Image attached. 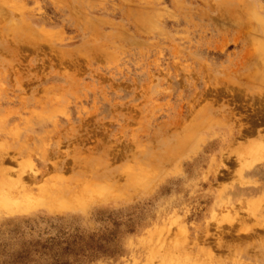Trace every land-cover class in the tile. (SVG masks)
Here are the masks:
<instances>
[{
    "label": "rangeland",
    "instance_id": "rangeland-1",
    "mask_svg": "<svg viewBox=\"0 0 264 264\" xmlns=\"http://www.w3.org/2000/svg\"><path fill=\"white\" fill-rule=\"evenodd\" d=\"M0 193V264H264V0H0Z\"/></svg>",
    "mask_w": 264,
    "mask_h": 264
},
{
    "label": "bare ground",
    "instance_id": "bare-ground-1",
    "mask_svg": "<svg viewBox=\"0 0 264 264\" xmlns=\"http://www.w3.org/2000/svg\"><path fill=\"white\" fill-rule=\"evenodd\" d=\"M246 50H247V48H246ZM60 187H62V189H64L65 186L60 184ZM62 189L59 192L57 190L56 192H58V193H53L52 195H50L51 192H50V194L48 192L49 195H46L45 200H39L36 204L30 202L27 205H25L24 208H22V207L19 208L18 211L21 212V213H27V212L33 211V209L35 210L38 207H45L48 210H52V209H55V208L65 209L67 207H70V208H84V206L87 205L88 201L91 202V199L89 197H86L85 195H82V194L79 193V196H73V195L69 196V195H67L68 192L65 191V193H63ZM64 190H66V189H64ZM87 190H89V189H87ZM3 197H5V196H3ZM103 197L105 199L107 198L106 196H103ZM12 204H14V203H11L10 205H12ZM17 207L18 206H16V208Z\"/></svg>",
    "mask_w": 264,
    "mask_h": 264
}]
</instances>
